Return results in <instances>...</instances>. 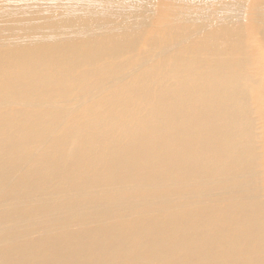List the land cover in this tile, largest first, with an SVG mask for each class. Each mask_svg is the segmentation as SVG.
Masks as SVG:
<instances>
[{"label":"bare ground","instance_id":"6f19581e","mask_svg":"<svg viewBox=\"0 0 264 264\" xmlns=\"http://www.w3.org/2000/svg\"><path fill=\"white\" fill-rule=\"evenodd\" d=\"M0 264H264V0H0Z\"/></svg>","mask_w":264,"mask_h":264}]
</instances>
